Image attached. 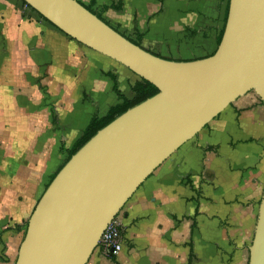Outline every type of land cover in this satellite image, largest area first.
I'll return each instance as SVG.
<instances>
[{
    "label": "crops",
    "instance_id": "1",
    "mask_svg": "<svg viewBox=\"0 0 264 264\" xmlns=\"http://www.w3.org/2000/svg\"><path fill=\"white\" fill-rule=\"evenodd\" d=\"M224 6L225 0H95L92 8L107 7L106 22L125 36L139 35L153 54L192 51L199 59L216 49ZM109 73L132 98L138 77L127 68L22 10L18 0H0V264H14L22 241L14 227L64 162L61 147L69 149L94 116L117 103ZM121 81L130 82L129 93ZM78 113L90 116L79 125ZM263 186L264 106L247 93L126 202L116 217L120 252L107 256L97 247L87 264H247Z\"/></svg>",
    "mask_w": 264,
    "mask_h": 264
},
{
    "label": "water",
    "instance_id": "2",
    "mask_svg": "<svg viewBox=\"0 0 264 264\" xmlns=\"http://www.w3.org/2000/svg\"><path fill=\"white\" fill-rule=\"evenodd\" d=\"M80 45L158 92L98 130L35 204L14 264H87L110 222L168 157L239 97L264 106V0H229L208 57L168 60L130 42L77 0H22ZM247 264H264V186Z\"/></svg>",
    "mask_w": 264,
    "mask_h": 264
},
{
    "label": "trees",
    "instance_id": "3",
    "mask_svg": "<svg viewBox=\"0 0 264 264\" xmlns=\"http://www.w3.org/2000/svg\"><path fill=\"white\" fill-rule=\"evenodd\" d=\"M18 2L20 3L22 10H28V11H30L32 13H35L40 19H42L44 22H46L49 25H51L43 17H41L39 14H37L32 8H30L24 1L18 0ZM94 2H95V0H90L89 5H84V7L88 11H90L92 14H94L97 18H99L104 23L109 25L106 22V20L102 17V13H103L104 10L107 9V7H103L101 10H95V9L92 8ZM228 3H229V0H225V6H224V12H223V27L219 31L218 35L216 36V47L220 43V40H221V37H222V34H223L224 25H225V21H226V17H227V11H228ZM117 8H119V6H116V9ZM113 29L117 31V29H115V28H113ZM121 35H123V34H121ZM123 36H125V35H123ZM125 37L130 42H132L133 44H135L137 46H141V37L139 35H136L134 38H130L128 36H125ZM156 56H159L161 58H165V59H168V60H173V59H169V58H166V57H162L160 55H156ZM191 60H196V59H191ZM175 61H190V59L189 60H175ZM107 77L112 82V90L114 91V93H115V95L117 97V103L112 105V106H110L109 109L107 110V112L105 113V115H103V116H94L89 121V123L87 124L85 129L82 131L81 136L72 144V146L69 149H64L63 147H61L60 151L64 152V154H66L65 160L62 163V165L60 166V168L50 177L48 184L45 186V189L47 188L49 183L52 181V179L55 177L57 172L69 160V158L80 147H82L98 130L103 128L105 125L110 123L112 120H114L116 117H118L119 115L124 113L126 110H128V109L132 108L133 106L141 103L142 101L152 97L153 95H155L158 92V89L153 84H151L150 82H148L146 80L138 78V80L131 86V91L133 93V96H132V98L129 99V98H127L124 94H122L119 91L115 75L109 73V74H107ZM52 122L56 123L55 116L52 117ZM26 224L27 223H25V225ZM22 228H23V226L16 225L14 227V230L21 231Z\"/></svg>",
    "mask_w": 264,
    "mask_h": 264
},
{
    "label": "built area",
    "instance_id": "4",
    "mask_svg": "<svg viewBox=\"0 0 264 264\" xmlns=\"http://www.w3.org/2000/svg\"><path fill=\"white\" fill-rule=\"evenodd\" d=\"M122 229L121 224L117 218L113 219L104 230L98 247L107 256L117 255L122 248Z\"/></svg>",
    "mask_w": 264,
    "mask_h": 264
},
{
    "label": "rangeland",
    "instance_id": "5",
    "mask_svg": "<svg viewBox=\"0 0 264 264\" xmlns=\"http://www.w3.org/2000/svg\"><path fill=\"white\" fill-rule=\"evenodd\" d=\"M103 16V15H102ZM106 17V16H105ZM131 36V37H130ZM129 37L130 38H134V35H130ZM185 45L186 46H189V42H187V43H185ZM197 54H195V53H193L192 51H190V52H188L187 54H185V56H181V55H169L168 57H166V58H169V59H173V60H191V59H194V58H197ZM135 79H137V76H136V78ZM127 82V81H126ZM129 85H130V82H127L126 84H124V82L123 81H121L120 83H119V87L123 90V91H127L128 93H129ZM42 92H43V94H44V98L46 99V101H47V105H50V103L48 102V93L46 92V90L45 89H42ZM250 94H253V95H255V93L254 92H249ZM111 95H113V94H111ZM103 111H101V109H99V113H102ZM77 116H83V119L81 120V121H79V125L82 123V122H84L83 120H84V118H87V116H90L88 113H81V114H77ZM85 116V117H84ZM42 191H43V187L41 186L40 187V192H39V194H38V196H37V200L36 201H34L33 202V207L35 206V204L37 203V201H38V199L40 198V196H41V194H42ZM28 218H29V216H28ZM28 218H26L24 221H23V228L21 229V232H22V239H23V236H24V233H25V229H26V225H25V223H27V220H28Z\"/></svg>",
    "mask_w": 264,
    "mask_h": 264
}]
</instances>
